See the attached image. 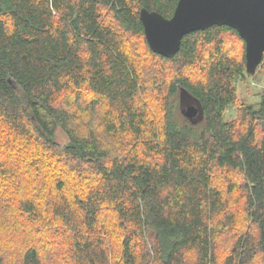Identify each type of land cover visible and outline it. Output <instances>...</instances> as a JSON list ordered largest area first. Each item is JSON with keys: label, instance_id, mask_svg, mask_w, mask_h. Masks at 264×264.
I'll return each mask as SVG.
<instances>
[{"label": "trees", "instance_id": "obj_1", "mask_svg": "<svg viewBox=\"0 0 264 264\" xmlns=\"http://www.w3.org/2000/svg\"><path fill=\"white\" fill-rule=\"evenodd\" d=\"M178 1L0 0V264H46L54 251L59 264H264V91L257 106L239 102L246 44L230 26L186 34L171 57L151 50L140 10L170 18ZM141 53L162 74L145 79ZM151 88L158 119L142 101ZM183 90L203 107L196 123ZM97 117L127 153L103 144Z\"/></svg>", "mask_w": 264, "mask_h": 264}, {"label": "water", "instance_id": "obj_2", "mask_svg": "<svg viewBox=\"0 0 264 264\" xmlns=\"http://www.w3.org/2000/svg\"><path fill=\"white\" fill-rule=\"evenodd\" d=\"M139 15L147 42L155 53L174 56L186 34L227 25L245 40L246 72L254 75L264 63V0H179L170 18L147 8H142ZM182 113L193 123L204 114L200 101L184 90Z\"/></svg>", "mask_w": 264, "mask_h": 264}, {"label": "rangeland", "instance_id": "obj_3", "mask_svg": "<svg viewBox=\"0 0 264 264\" xmlns=\"http://www.w3.org/2000/svg\"><path fill=\"white\" fill-rule=\"evenodd\" d=\"M132 39H133V41H131L132 43L131 44L129 43V50L132 53H136L137 49L139 51H141V46H142L141 43L142 42L140 40H138L136 37H133ZM225 42L227 45V49L230 50L232 55H237V56L241 57V55L243 53V46H242V43L238 41V38L235 35L226 34ZM141 55H142V53H141ZM142 58H143V60H145L144 55H142ZM145 61L147 63V60H145ZM262 65H264V64H262ZM262 65L257 68V72L254 75H250V74L246 73L245 76L239 78L236 81V87L238 90L239 102L247 103V104H254L256 106L258 105L259 100H260V96H261L262 92L264 91V69L262 68ZM147 67L148 68L146 70L145 79L150 80L154 76L159 75V73H160L159 70L161 68L159 62L156 66L153 64L147 63ZM189 72H191V71H189ZM194 73L197 76L199 75V73L197 71ZM160 74H162V73H160ZM150 84L156 85L154 82H152ZM144 100L147 101V106L149 107V110H151V112H154L157 116V117L156 116L155 117L158 119V117H160V112H161V105H160L161 104V98H160V94L158 93V91H154V89L151 88L149 90V93H147V94L144 93L142 101H144ZM236 109H237L236 106H230L225 112V119L226 120H233L237 114ZM175 111H176L175 112L176 117L179 119V121L183 122L184 118L181 115V113L179 112L178 107L175 109ZM93 127H94V129L99 131V136L103 139V144L105 143L106 145L113 147V148L119 147L118 149L120 150V152L123 155L125 153H127V151H129V149L131 148L130 145H128L127 138L124 134H122L120 136L106 134L103 131V128L99 124V118L98 117L95 118V121L93 123ZM89 128H90L89 126H86L83 130L87 131ZM56 140L61 145H65L68 142L69 138H68V135L62 129H59L57 131V134H56ZM0 161H1V159H0ZM15 165H16V161L13 164V166H15ZM240 183L241 182L239 181V184ZM224 188H225V186H224ZM236 196H241L242 198H239V201L235 202L234 198ZM231 198L233 200V208L236 209V215L239 218L238 226L239 225L242 226L243 223L245 222L244 221L245 220L244 219L245 218V212H244V208H243L245 201L243 199L242 189L237 187L235 193L231 195ZM109 218H110V216H109ZM3 225L5 226L4 222H3ZM0 229H2V228L0 227ZM6 235L7 236H5L4 233L3 234L0 233V245H1L0 246V253L1 254L3 253L5 248L7 247V245H5L3 240H2V238H4V237H5L4 239L9 237L8 234H6ZM48 243H50V242H48ZM224 243H227V244L229 243V244L228 245L225 244V246H224ZM230 243H231V237L229 236V234H226V236H223L221 238V242H220L221 247L218 251L220 253H222V255H224L225 247L227 246L229 248ZM61 244H62V242L61 243H59V242L55 243L54 246L52 247V250H55L54 248H56V246L58 248L64 249V247H62ZM19 249H20V245L19 246L15 245V244L12 245V248L10 249V253L9 252L6 253L8 255L10 254L9 259H11V260L9 262H12V258L15 257L14 254L17 256ZM112 253H113V251H112ZM62 255H64V254L54 251V253L52 254L51 260H47L46 264H59V262H58L59 257Z\"/></svg>", "mask_w": 264, "mask_h": 264}]
</instances>
